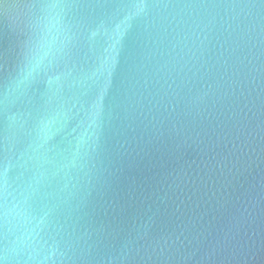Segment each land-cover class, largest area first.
Wrapping results in <instances>:
<instances>
[{"label": "water", "instance_id": "95a60500", "mask_svg": "<svg viewBox=\"0 0 264 264\" xmlns=\"http://www.w3.org/2000/svg\"><path fill=\"white\" fill-rule=\"evenodd\" d=\"M0 264H264V0H0Z\"/></svg>", "mask_w": 264, "mask_h": 264}]
</instances>
